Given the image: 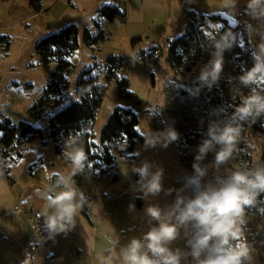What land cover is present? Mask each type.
Masks as SVG:
<instances>
[{
    "label": "rangeland",
    "instance_id": "rangeland-1",
    "mask_svg": "<svg viewBox=\"0 0 264 264\" xmlns=\"http://www.w3.org/2000/svg\"><path fill=\"white\" fill-rule=\"evenodd\" d=\"M41 3L43 11L33 13L29 8L28 0H0V123L6 119L14 125L24 122L44 132L43 140L36 139L25 144L20 153L23 156L20 158H16L17 154H15L11 155L12 160H5L0 150V196L11 192L5 179L7 168L12 172L27 171L31 166L38 176L39 172L33 165L37 162V168L40 166L46 172L61 169L64 171L63 176L67 178L70 161L66 155L60 159L55 153L54 145L49 138V119L67 106L70 97L75 98L77 82L83 71L92 69L97 64L94 73L99 82L104 83L105 64L109 56L124 58L117 77L129 82L128 92L132 97L120 96L115 82L107 85L91 132L94 144H99L100 132L116 108L130 110L137 116L136 128L139 129L137 133L143 138L149 130L153 133L175 130L166 113L165 89L174 81L184 85L205 69L198 68L191 75H174L167 62L169 46L167 39L183 34L188 11L202 15L204 23L216 33L219 29L209 24L207 21L209 15L219 14L229 23L235 20L237 25L247 30L257 50L261 44H264V19L252 18L246 8L247 0H239L235 9L225 7V0H42ZM103 5L116 6L121 12L127 11L125 23H109L101 19L98 9ZM160 5L166 8L167 12L175 14L177 21L166 24L164 16L160 14ZM95 23L107 33V40L97 45L96 52H93L85 47L83 32L86 29L92 35H97ZM67 24H74L78 28V47L68 58L72 63V70L65 76L58 106L44 109L41 116L35 118L29 110L43 96L56 65L55 62L41 64L35 45L43 37L59 31ZM135 36H141L143 42L132 46L130 40ZM2 46L6 47L5 51L1 50ZM153 46L158 47L157 54L144 62L141 55L146 57ZM249 85L253 87L255 93L264 95V76L253 80ZM252 121L253 117L243 121L246 125L237 139L238 144L234 147L232 158L225 164L214 168L213 152L204 160L202 166L207 165L208 172L202 183L212 182L237 169L246 170L264 166L262 156L264 135L249 127ZM72 143L68 142L65 152L74 147ZM238 151L246 157L235 158ZM112 153L116 157L117 167L116 162L121 158L116 150ZM134 153L156 157L162 168V164L173 161L177 163L175 167H180L181 161L177 160L175 141L169 143L166 148L159 145L150 148L146 147L145 142L138 143ZM37 160H43V163L40 164ZM183 167L187 172H183V177L180 179L189 180L194 171L184 165ZM188 171L192 172L190 177ZM83 172L86 174L78 175L86 176L85 178L92 177L89 175L88 167H84ZM245 212L246 223L243 231L244 239L250 248L249 264H264V210L256 213L246 210ZM12 218L22 217L12 215ZM13 234V231L0 232V257L4 258V245ZM48 251L46 252L51 253Z\"/></svg>",
    "mask_w": 264,
    "mask_h": 264
},
{
    "label": "trees",
    "instance_id": "trees-1",
    "mask_svg": "<svg viewBox=\"0 0 264 264\" xmlns=\"http://www.w3.org/2000/svg\"><path fill=\"white\" fill-rule=\"evenodd\" d=\"M41 2L42 0H28L29 8L33 13L41 12ZM98 14L101 19L109 23H125L126 21L125 12H121L116 6L103 5L98 9ZM207 21L214 26L224 24L226 27L223 30L219 29L216 33L204 23L202 15L189 11L183 34L167 39L169 45L167 62L174 75H191L198 68H205L209 64L216 52L214 42L228 35L227 43L221 50L223 70L217 84H214L211 89L201 87L197 93L195 89L199 87L200 82L197 79L199 76H196L184 85H180L177 81L171 82L165 89L166 113L179 136L175 141L178 157L189 169H193L192 164L198 154V146L208 138L207 130L213 121L220 126L225 123L238 125L239 135H241L246 123L229 120V118L246 97L255 94L253 87L243 84L240 79L253 68V55L258 51L249 33L237 24L232 28L227 27L230 23L219 14L209 15ZM95 26L98 30L97 35H92L86 29L83 32V43L93 52L97 45L107 40V33L98 23H95ZM237 40L243 47L237 43ZM142 42L141 36L132 37L130 40L132 46ZM77 47L78 28L74 24H67L36 43L35 51L40 63L45 65L55 62L56 65L43 96L29 110L33 117L39 118L44 109L58 106L65 76L72 70V63L68 58ZM157 52L158 47L153 46L146 57L142 54L141 58L145 62ZM123 63L124 58L119 56H109L106 59L103 84L99 82L96 75H93L97 64L94 68L83 71L77 82L75 98L70 97L67 106L56 112L48 122L49 138L54 145L55 153L61 156L64 145L68 142H73L74 147L82 146L87 157L85 167L91 165L88 167L89 175L95 182L105 177L116 180V157L112 153L113 150L118 152L121 159L128 160L134 154L137 144L145 142V139L137 133V116L130 110L121 108L114 109L108 118L100 132L99 144H94L92 141V128L107 85L115 82L120 96L132 97V94L128 92L129 82L117 77ZM260 77L262 76L256 79ZM249 127L264 135V114L253 117ZM0 134V150L5 160H12L11 155L15 154H17L16 158H20L22 156L20 153L27 142L44 138V132L41 129L24 122L14 125L8 119L0 123ZM237 144L236 142L235 147ZM211 153L209 152L206 158ZM262 156L264 159V148ZM245 157L246 155L238 151L235 158ZM72 173L71 180L76 186L88 180L86 176L78 175L86 174L85 172L75 175ZM245 210L250 213L264 210V193H260L255 204Z\"/></svg>",
    "mask_w": 264,
    "mask_h": 264
},
{
    "label": "clouds",
    "instance_id": "clouds-1",
    "mask_svg": "<svg viewBox=\"0 0 264 264\" xmlns=\"http://www.w3.org/2000/svg\"><path fill=\"white\" fill-rule=\"evenodd\" d=\"M239 0H225L224 6L235 9ZM247 11L253 19H264V0H247ZM228 35L214 42L216 52L213 59L205 66L197 78L200 82L195 92L201 87L211 89L221 78L223 53ZM253 68L243 77L245 85L258 76H264V44L253 55ZM264 114V95L255 93L246 97L229 120L245 121L249 117ZM240 127L232 123L220 126L213 121L207 130V139L199 145L198 154L192 164L194 174L185 184L184 189L176 190V197L166 208L158 204H149L144 213L148 219V230L139 237L130 238L126 244L112 240V251L119 245L120 264H249L250 248L244 239L243 226L246 223L245 209L255 204L260 193H264V166L246 170L237 169L212 182L202 183L207 175L208 166H202L209 152L214 153V168L225 164L232 158ZM175 130L145 134L146 147L157 145L166 148L169 143L178 140ZM71 162L73 175L83 172L87 157L82 146L72 147L65 152ZM133 173L139 176L136 182L144 198L158 197L162 192L170 195L173 189L165 190L162 183L163 169L152 171V164L145 161L140 166H133ZM61 189L57 191L56 189ZM192 190L191 196L183 195L185 189ZM45 201L41 212L44 225L49 234L57 235L75 227V217L82 207L84 197L75 183L60 176L51 195L46 190L40 194ZM134 209V205L130 206ZM186 240V249L173 248L175 241ZM113 259L109 256L105 260Z\"/></svg>",
    "mask_w": 264,
    "mask_h": 264
},
{
    "label": "crops",
    "instance_id": "crops-1",
    "mask_svg": "<svg viewBox=\"0 0 264 264\" xmlns=\"http://www.w3.org/2000/svg\"><path fill=\"white\" fill-rule=\"evenodd\" d=\"M159 9L166 24L177 21L175 14L167 12L161 5ZM125 14L127 19V11ZM66 147L68 148V143L64 145L60 159L64 158ZM145 161L152 164V171L157 167L162 168L156 157L134 153L128 160H117L115 181L111 177H105L95 182L92 177H88V180L79 186L75 185L84 197L82 207L75 217V227L55 235L51 241L53 248L51 253H47L40 243L28 213H35L44 222L41 212L45 207V201L38 192L48 190L51 195V189L60 176H63L64 171L58 169L54 172H46L40 166L37 168V162L33 165L39 172L38 176L31 166L27 171L12 172L7 168L5 179L11 192L0 196V232L13 231L14 234L6 240L4 258L0 257V264H105L106 258L110 255L113 259L106 264H120L118 256L115 255L119 252V245L113 252L110 241L118 240L119 244H126L130 238L139 237L146 232L149 223L144 209L149 204H158L161 208H166L173 203L176 190L184 189L188 182L180 179L187 170L181 162L180 167H175L177 163L174 161L166 162L165 165L162 164L163 172L166 173L162 178L163 187L165 190L174 191L170 195L162 192L158 197L145 199L136 185L139 176L132 171L133 166H140ZM38 162L42 164L43 160ZM68 164L70 170L67 172V178L73 172L71 162ZM188 174L190 177L192 172L188 171ZM183 195L191 196L192 190L185 189ZM132 205L134 209L130 207ZM12 215H21L22 218H12ZM69 243L74 244L73 253L68 252ZM172 247L187 250L183 235L173 243Z\"/></svg>",
    "mask_w": 264,
    "mask_h": 264
},
{
    "label": "built area",
    "instance_id": "built-area-1",
    "mask_svg": "<svg viewBox=\"0 0 264 264\" xmlns=\"http://www.w3.org/2000/svg\"><path fill=\"white\" fill-rule=\"evenodd\" d=\"M5 49L6 47L2 46L1 50L5 51ZM18 212H20V210H18ZM28 217L32 221L34 232L38 237L40 243L44 246L46 251L49 250L48 252H51V250H53L51 241L55 238V235L53 236L48 233L44 222L35 213H28Z\"/></svg>",
    "mask_w": 264,
    "mask_h": 264
},
{
    "label": "snow or ice",
    "instance_id": "snow-or-ice-1",
    "mask_svg": "<svg viewBox=\"0 0 264 264\" xmlns=\"http://www.w3.org/2000/svg\"><path fill=\"white\" fill-rule=\"evenodd\" d=\"M221 15H223V14H221ZM235 24H236V21L233 20L230 24L227 25V27L232 28V27L235 26ZM216 27H217L218 29L223 30L226 26H225L224 24H220V25H217ZM237 43H238L241 47H243V45L241 44V42H240L239 40H237ZM93 75H95V73H93ZM74 102H77V101H74ZM137 130L139 131V129H137ZM88 167H91V165H88Z\"/></svg>",
    "mask_w": 264,
    "mask_h": 264
},
{
    "label": "water",
    "instance_id": "water-1",
    "mask_svg": "<svg viewBox=\"0 0 264 264\" xmlns=\"http://www.w3.org/2000/svg\"><path fill=\"white\" fill-rule=\"evenodd\" d=\"M73 251H74V244L73 243H69V245H68V252L69 253H73Z\"/></svg>",
    "mask_w": 264,
    "mask_h": 264
}]
</instances>
